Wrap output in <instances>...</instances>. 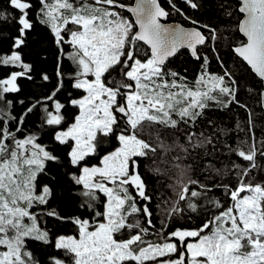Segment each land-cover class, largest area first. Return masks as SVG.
I'll return each mask as SVG.
<instances>
[{
    "label": "snow or ice",
    "instance_id": "1",
    "mask_svg": "<svg viewBox=\"0 0 264 264\" xmlns=\"http://www.w3.org/2000/svg\"><path fill=\"white\" fill-rule=\"evenodd\" d=\"M167 3L193 27L166 23L171 13L160 0H6L0 24L11 21L15 34L0 51V264H264V181L249 179L253 170L264 174L257 163L264 140L255 139L252 113L240 103L239 81L218 46L211 51L220 73L210 72L208 55H201L220 34L191 20L174 0ZM184 3L200 7L196 0ZM239 3L243 19L235 30L244 39L230 50L264 86V0ZM37 24L56 48L51 73L25 59ZM182 49L200 62L191 82L167 69ZM21 81L42 92L19 98ZM259 95L264 106V92ZM232 105L248 111L250 135L228 150L247 164L209 163L202 171L210 185L194 177L200 165L193 153L215 150L217 133L206 135L197 125L207 110ZM110 138L117 146L105 151ZM229 172L235 186L216 182ZM150 182L171 195L156 200ZM64 183L75 194L68 214L49 207ZM217 189L227 207L209 195ZM201 210L215 211L198 227L168 231L175 219ZM40 214L71 225L73 234L53 239ZM33 243L58 254L41 261Z\"/></svg>",
    "mask_w": 264,
    "mask_h": 264
},
{
    "label": "trees",
    "instance_id": "2",
    "mask_svg": "<svg viewBox=\"0 0 264 264\" xmlns=\"http://www.w3.org/2000/svg\"><path fill=\"white\" fill-rule=\"evenodd\" d=\"M200 5L197 9H191L188 7L184 0H174V3L180 8L186 16L191 20H196L199 25H209L211 28L217 30L220 34V40L217 42H209L206 46L200 49L201 55H208L209 57V71L213 73H220L221 67L215 59L214 53L211 51L213 44L218 46L220 56L223 58L225 65L234 72L237 80L239 81L238 99L241 104L247 105V109L252 113V132L255 134L257 142L264 140V112L261 106L260 92L264 89L261 85L259 78H257L246 64L235 57V54L231 52V47L238 44L243 38L240 33L236 31V25L241 20V15L238 11L239 3L236 0H196ZM161 5L168 10L171 15L168 17L169 21L180 23L186 27H193L191 21L185 19L184 16L175 13L171 6L167 3V0H160ZM0 11L7 12L6 0H0ZM231 13V15H229ZM127 15V13H125ZM15 34V27L11 21L0 24V51H7L11 44V36ZM205 34L207 30H205ZM227 37L225 40L224 38ZM47 57V60L41 63V59ZM56 48L51 43V37L44 26L37 24L35 31L30 36V44L26 49L25 59L35 62L37 70L44 68L50 73L55 67ZM167 69L180 73L182 76L187 77L188 81H193L200 72V62L191 57L189 52L182 51L174 58L170 59L167 63ZM70 70V64L65 60V71ZM3 75V72H0ZM23 92L19 98L25 96L32 97L35 93L39 95L42 90L32 87L29 82L21 81ZM253 89L252 93H249L248 89ZM20 106L17 105V110ZM73 109L67 110L66 116L71 122ZM248 111L237 105H232L227 109L212 108L206 111L205 117L198 123L197 130L204 131L206 135H210L216 132L215 137V150L211 146L206 149H197L193 155L198 156L197 164L200 165L193 173L194 177L199 176L201 181L211 185L212 180H205L206 173L202 171V168L209 163L213 164L216 168L225 169L231 168L233 163L247 164V162L241 161L234 153L229 152L228 146L236 148L241 140L249 139V124H248ZM213 122L214 127L208 125V121ZM239 125V128L237 127ZM31 128L32 125H29ZM43 142L48 141L47 136L42 137ZM116 145L114 138H110V142L104 145L105 151L112 150ZM246 150V145H241ZM259 147V143H258ZM90 163H96V160H91ZM257 163L264 165V159L257 160ZM146 166L142 167V171ZM214 175V174H213ZM161 180L166 181V178L161 177ZM249 179L253 183L264 181V174L259 169L253 170ZM216 182L228 183L235 186L237 179L233 172H229L227 175L221 177H215ZM152 191L155 193L156 200H159L160 193H164L165 197L170 196V190L162 187L158 183L149 184ZM75 194L69 191V185L64 183L62 187L56 189V197L50 202L49 207L56 208L61 214H68L72 212L74 207V201L72 197ZM209 195L220 199L224 206H228L227 198L223 195L222 190H214ZM154 211V223L157 227L160 226L161 214L155 208V202L153 203ZM215 210L203 211L198 213H185L183 219H175L168 231L173 230L176 227L194 228L198 227L202 221L211 215V212ZM39 213V209H37ZM191 216V219L188 217ZM39 222L42 228H46L50 231L52 238L60 234H73L72 226L65 224L61 225L56 220L46 215H39ZM31 250L41 261H46L49 256L56 253V250L52 247L33 243L30 245Z\"/></svg>",
    "mask_w": 264,
    "mask_h": 264
},
{
    "label": "water",
    "instance_id": "3",
    "mask_svg": "<svg viewBox=\"0 0 264 264\" xmlns=\"http://www.w3.org/2000/svg\"><path fill=\"white\" fill-rule=\"evenodd\" d=\"M238 3H239V0H236ZM239 6H240V3H239ZM240 15H241V19H243V15L240 13ZM166 23H168V24H171V25H180V26H182V27H184V28H191V27H186V26H184V25H182V24H180V23H177V22H171V21H169V18L167 19V21H166ZM240 35H241V37L244 39V37H243V35L240 33ZM182 51H187L188 52V50H186V49H182V50H180V52H182ZM180 52H178V54L180 53ZM177 54V55H178ZM176 55V56H177ZM172 58H174V57H172ZM172 58H170V59H172ZM258 78V77H257ZM262 92H264V89L262 90ZM261 106H262V101H261ZM262 110H263V112H264V106H262Z\"/></svg>",
    "mask_w": 264,
    "mask_h": 264
},
{
    "label": "bare ground",
    "instance_id": "4",
    "mask_svg": "<svg viewBox=\"0 0 264 264\" xmlns=\"http://www.w3.org/2000/svg\"><path fill=\"white\" fill-rule=\"evenodd\" d=\"M191 27V26H190Z\"/></svg>",
    "mask_w": 264,
    "mask_h": 264
}]
</instances>
